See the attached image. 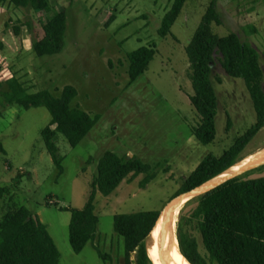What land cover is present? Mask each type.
I'll return each instance as SVG.
<instances>
[{"label": "rangeland", "instance_id": "1", "mask_svg": "<svg viewBox=\"0 0 264 264\" xmlns=\"http://www.w3.org/2000/svg\"><path fill=\"white\" fill-rule=\"evenodd\" d=\"M56 10L66 9L65 48L54 55L38 56L33 43L44 36L51 14L9 2L0 6V222L11 205L26 207L43 222L60 252L58 264H118L124 259V239L115 231L117 214L141 211L166 212L180 195L187 177L209 153L220 156L256 122V111L246 83L231 77L215 56L212 78L218 96L217 136L202 144L194 126L199 122L191 97V67L186 53L211 0H187L171 34L159 30L171 0H49ZM221 23L213 24L220 36L237 33L256 48L263 70L264 0H220ZM156 45L157 54L136 81L129 75V54ZM18 78L28 93L49 90L60 96L73 85L78 96L73 106L101 117L89 135L71 145L58 135L56 164L46 148L42 132L54 126L45 107L11 105L5 94L8 80ZM264 147V129L242 156ZM114 152L150 164L155 178L141 186L145 174L127 178L110 195L97 189L95 212L99 217L97 238L81 253L70 243L71 211L86 207L102 157ZM264 176V171L250 178ZM182 194V193H181ZM197 203L183 202L173 225L206 251L198 221ZM161 214V213H160ZM111 254L112 263L101 258L98 248Z\"/></svg>", "mask_w": 264, "mask_h": 264}, {"label": "trees", "instance_id": "2", "mask_svg": "<svg viewBox=\"0 0 264 264\" xmlns=\"http://www.w3.org/2000/svg\"><path fill=\"white\" fill-rule=\"evenodd\" d=\"M70 1L73 4L75 0ZM171 1L172 5L159 30L163 37L171 34L187 2ZM219 1L211 0L186 48L194 90L191 102L199 116L194 132L204 145L213 143L217 136L218 96L212 78V64L217 54L222 55V65L231 77L245 81L254 103L256 122L238 136L222 155H206L177 194L212 180L236 165L245 158L242 154L246 147L264 129L263 70L259 52L243 42L235 32L226 36L214 32L213 24L221 23L217 9ZM6 2L51 14L43 26L44 36L33 43V49L40 57L62 52L66 44V9H54L49 0H0V6ZM156 54L155 44L143 46L129 54L132 82L148 70ZM8 84L10 91L5 94L8 103L26 109L45 107L51 113L54 126L45 128L42 137L56 164H60L57 158V136L63 135L71 145H78L101 117L72 105L78 96V89L73 85L65 86L57 97L49 90L28 93V89L16 77L9 79ZM0 152H5L1 142ZM262 171L264 165L187 202L198 204L193 219L198 221L203 244L209 254V259L202 256L196 238L184 231L180 222L177 231L179 247L191 264H264V176L250 178ZM141 174L146 175L141 182L142 187H146L155 178L151 165L137 157L125 159L114 152H108L102 157L88 204L84 209L71 211L70 243L75 253H81L89 242H95L97 238V189L104 195H110L125 179H134ZM160 213L161 210H154L115 216V231L125 243L124 259L118 264H153L147 241ZM98 251L101 258L112 263L111 254L99 248ZM59 259L60 252L56 243L39 218L35 220L26 207L11 205L5 209L0 222V264H58Z\"/></svg>", "mask_w": 264, "mask_h": 264}, {"label": "water", "instance_id": "3", "mask_svg": "<svg viewBox=\"0 0 264 264\" xmlns=\"http://www.w3.org/2000/svg\"><path fill=\"white\" fill-rule=\"evenodd\" d=\"M264 149V147H263ZM264 165V154H260L259 156L253 158L252 160L248 161L244 166H242L238 171L232 173L229 177L223 180H218L214 183H212V180H209L187 192H184L180 194L174 201V203L167 209L166 212H161L153 230L151 231L148 241H147V248H148V253H149V243L151 248H154L157 246V238L155 237V232L156 230L160 227V229H165L173 225L174 222V216L175 213L178 209V207L183 203V202H188L192 198H195L197 196H200L206 192H209L222 184L226 183L229 180H232L234 178L243 176L244 174L257 169L258 167ZM190 197V198H189ZM35 220H38L37 216H34ZM157 251L159 254V258L162 264H171L170 261L167 259V257L163 254L162 250L160 247H157ZM150 256V255H149ZM151 258V257H150ZM152 260V259H151ZM153 262V260H152ZM153 264H155L153 262Z\"/></svg>", "mask_w": 264, "mask_h": 264}, {"label": "bare ground", "instance_id": "4", "mask_svg": "<svg viewBox=\"0 0 264 264\" xmlns=\"http://www.w3.org/2000/svg\"><path fill=\"white\" fill-rule=\"evenodd\" d=\"M260 154H264V150L246 156L236 165L214 178L212 183L223 180L229 177L232 173L238 171L242 166H244L248 161L253 158L259 156ZM190 198V197H189ZM155 237L157 238V246L151 248L149 243V255L155 264H162L159 258V254L157 251V247L159 246L162 250L163 254L167 257L171 264H191L187 258L182 254L179 241L176 235L175 227L170 226L165 229H160V227L155 232Z\"/></svg>", "mask_w": 264, "mask_h": 264}]
</instances>
